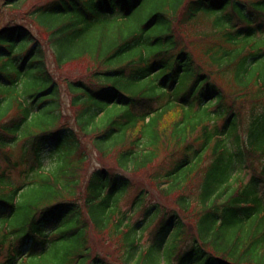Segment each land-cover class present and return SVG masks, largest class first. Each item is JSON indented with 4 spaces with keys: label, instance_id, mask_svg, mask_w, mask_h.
<instances>
[{
    "label": "trees",
    "instance_id": "1",
    "mask_svg": "<svg viewBox=\"0 0 264 264\" xmlns=\"http://www.w3.org/2000/svg\"><path fill=\"white\" fill-rule=\"evenodd\" d=\"M26 1L0 0V264H264V0H46L3 24Z\"/></svg>",
    "mask_w": 264,
    "mask_h": 264
},
{
    "label": "rangeland",
    "instance_id": "2",
    "mask_svg": "<svg viewBox=\"0 0 264 264\" xmlns=\"http://www.w3.org/2000/svg\"><path fill=\"white\" fill-rule=\"evenodd\" d=\"M46 0H27L22 6L19 8H15L12 6L4 7L3 8V17L2 22L3 24H7L11 21H16L18 23H22L24 25H28V19H27V13L31 12L34 7L44 3ZM36 4V5H35ZM23 13V14H21ZM30 26V25H29ZM31 27V26H30ZM33 29V28H32ZM35 31V29H33ZM36 32V31H35ZM44 44V42H42ZM45 45V44H44ZM202 64H204V60L202 59ZM165 154H162L161 156H164ZM177 156L176 154L173 156ZM89 161H92L88 167H86L88 173H83V180H81V187L79 188V191L81 192L85 186V182L88 181V178L92 171L98 167H101L103 165H108L106 163V158H102L99 155H95L93 159H90ZM162 161V160H161ZM159 162L154 168L150 169L152 172V175H156L157 172H160V168L163 162ZM109 166V165H108ZM146 171L140 174L135 175L134 182H136V185H139L142 187H145L150 191V193H154L155 195H158V193L154 190V188L150 185L149 182H139L143 179H149V176L147 173L150 171ZM18 174H16V177ZM131 177V176H130ZM120 205L123 209H127L131 205L130 196H127L126 198H123V200L120 202ZM136 218H142L141 213H137ZM90 233H91V248H92V256L96 254H105L110 255L113 260H118L119 252H117L115 249V245L108 240V232H98L93 226H90Z\"/></svg>",
    "mask_w": 264,
    "mask_h": 264
},
{
    "label": "snow or ice",
    "instance_id": "3",
    "mask_svg": "<svg viewBox=\"0 0 264 264\" xmlns=\"http://www.w3.org/2000/svg\"><path fill=\"white\" fill-rule=\"evenodd\" d=\"M106 2L108 4V8L106 10L107 11H113L114 10L112 8L113 3L125 5L128 2V0H106ZM4 212H5V207L3 205H0V215H3ZM62 213H63V209L60 206H54V207H51L47 210L46 216H49L51 218H56V217L60 216Z\"/></svg>",
    "mask_w": 264,
    "mask_h": 264
}]
</instances>
